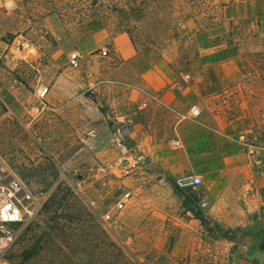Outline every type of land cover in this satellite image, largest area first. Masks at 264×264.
<instances>
[{"label": "rangeland", "instance_id": "374dc122", "mask_svg": "<svg viewBox=\"0 0 264 264\" xmlns=\"http://www.w3.org/2000/svg\"><path fill=\"white\" fill-rule=\"evenodd\" d=\"M6 1L12 2L8 8ZM223 14L216 0H0V46H12L9 56L0 57V155L45 200L4 264H181L171 251L188 230L203 237L195 240V264H226L227 250L217 241L233 242V249L246 229H227L213 219L199 206L201 188L179 191L148 165L126 176H101L97 164L110 162L97 158V149L78 145L60 115L30 123L23 109L24 99L46 86L39 67L51 59L65 63L75 50L72 36L93 19L112 32H126L140 55L170 59L184 71L199 68L200 37L219 25L224 33L207 42L248 48L253 66L247 95L259 102L264 122V47L250 20L226 23ZM115 122L112 116L113 140ZM85 154L89 159L81 162ZM124 190L132 199L110 228L102 216ZM190 220L198 227L187 225ZM257 234L264 248V233Z\"/></svg>", "mask_w": 264, "mask_h": 264}, {"label": "crops", "instance_id": "0c3cea01", "mask_svg": "<svg viewBox=\"0 0 264 264\" xmlns=\"http://www.w3.org/2000/svg\"><path fill=\"white\" fill-rule=\"evenodd\" d=\"M216 1L224 5L226 23L250 20L264 47V0ZM225 29L218 25L200 37L199 68L184 71L170 59L140 55L126 32H112L93 19L83 33L72 36L81 54L77 70L68 57L62 65L51 59L39 72L49 88V104L59 109L55 115L67 123L78 145L97 149L94 155L100 160L114 161L122 153L109 131V119L115 117L117 127L124 122L128 158L139 159L172 182L190 173L200 176L199 206L207 203L204 208L227 229H246L233 249L235 243L217 241L227 250L225 263L264 264L263 239L257 234L264 233V154L250 157L237 141L239 134L251 131L264 140L262 108L247 95L253 66L248 48L207 42ZM7 47L0 46V57L12 53V46ZM236 85L244 90L243 101L238 107L225 106L218 93ZM193 105L201 115L181 119ZM175 140L182 146L175 148ZM88 159L85 154L81 162ZM196 222L187 225L198 227ZM201 239L200 233L188 230L175 241L171 254L181 264H195V240Z\"/></svg>", "mask_w": 264, "mask_h": 264}, {"label": "built area", "instance_id": "2783aa9c", "mask_svg": "<svg viewBox=\"0 0 264 264\" xmlns=\"http://www.w3.org/2000/svg\"><path fill=\"white\" fill-rule=\"evenodd\" d=\"M11 5V1L4 2V7L6 8ZM108 53V49L102 51V54L105 56ZM80 58L81 54L79 51H72L68 58L69 65L72 68H78ZM186 78L188 79L189 76H186ZM48 94L49 88L47 86H41L33 96L24 99L23 109L30 123L47 115H55L59 112L58 108L49 104L47 100ZM217 96L223 100L225 106L229 104L231 107H238L241 101H243L244 90L241 86L236 85L222 89ZM200 115V108L197 105H193L189 112L181 114L180 118L183 120L197 119ZM262 117L264 118V113ZM123 125L124 122H121L113 133L114 141L122 155L110 163L97 164L96 171L101 176L109 174L126 176L134 168L145 166L139 159L127 157L130 153V147L126 141L127 131L125 127H122ZM237 141L250 157H257L264 154V140L257 138L252 131L239 134ZM172 145L175 148H179L182 146V143L180 140H175ZM202 184L203 179L192 173L174 180V185L178 189L190 193H197ZM131 199L132 192L124 190L120 199L102 216L103 223L111 228V225L117 222L118 216L125 211L127 203ZM44 203V198L39 197L38 200L25 182L9 169L6 161L0 155V264H4L7 253L21 238L25 228L33 222ZM206 206L207 203H201L202 208Z\"/></svg>", "mask_w": 264, "mask_h": 264}, {"label": "trees", "instance_id": "16d2710c", "mask_svg": "<svg viewBox=\"0 0 264 264\" xmlns=\"http://www.w3.org/2000/svg\"><path fill=\"white\" fill-rule=\"evenodd\" d=\"M169 181H171V180H169ZM171 182H172V181H171ZM172 183H173V185H174V182H172ZM174 187H175L177 190H179V191L187 192V191H183V190L178 189L175 185H174Z\"/></svg>", "mask_w": 264, "mask_h": 264}]
</instances>
